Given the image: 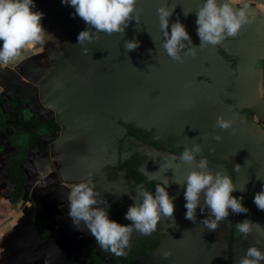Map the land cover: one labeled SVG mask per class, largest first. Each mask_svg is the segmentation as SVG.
I'll list each match as a JSON object with an SVG mask.
<instances>
[{
    "label": "crops",
    "instance_id": "0c3cea01",
    "mask_svg": "<svg viewBox=\"0 0 264 264\" xmlns=\"http://www.w3.org/2000/svg\"><path fill=\"white\" fill-rule=\"evenodd\" d=\"M163 2L137 0L123 33H100L78 44L89 25L75 8L62 0H34V11L44 14L46 43L0 67V95L14 107L9 122L0 114V264H96L87 263L86 254L99 245L68 215L70 187L91 173L106 202L101 206L117 203L127 213L139 187L126 176L131 158L138 161L133 170L154 183L153 193L156 182L171 181L167 190L175 203L174 217H162L153 232L158 243L142 264H235L251 246L264 250V210L253 202L264 190V97L258 91L264 83V0H233L249 5L253 22L183 62L161 46L157 9ZM201 2L167 0L175 7L169 30L180 20L196 47ZM131 39L140 46L129 52L125 41ZM220 115L234 121L235 134L216 127ZM142 131L162 147L143 142ZM196 143L210 170L232 177L233 195L243 196L249 209L230 210L215 231L201 222L209 216L206 207L197 208L195 222L185 218V181L196 164L180 162L179 155ZM245 219L254 223L246 238L236 230ZM141 235L133 232L130 240Z\"/></svg>",
    "mask_w": 264,
    "mask_h": 264
},
{
    "label": "clouds",
    "instance_id": "9594fccd",
    "mask_svg": "<svg viewBox=\"0 0 264 264\" xmlns=\"http://www.w3.org/2000/svg\"><path fill=\"white\" fill-rule=\"evenodd\" d=\"M65 4L75 8V16H79L89 27L79 33L78 44L93 42L100 33L111 35L123 33L133 20L136 12L137 0H62ZM249 5L237 6L233 0H202L200 7L195 11L197 19V35L200 45H193L186 26L176 20L171 24L170 17L175 7H170L167 0L158 7L160 30L163 34L162 48L173 60L183 62L185 55H195V50L207 46L223 43L227 38H235L241 29L251 24ZM191 11L184 12L187 16ZM43 12L34 11V0H0V67L25 58V54L46 43L48 32L41 23ZM135 20L139 22L138 14ZM95 29V31H93ZM140 46V41L131 39L125 41V49L133 51ZM85 54L88 50L85 49ZM259 94L264 97V83L258 86ZM234 121L220 115L216 120V127L222 130L231 129L235 134L237 129ZM216 140H222L219 134ZM203 148L199 143L186 146L179 155L180 162L196 164V167L186 177L185 218L195 222L197 208L203 212L206 207L209 216L201 222L209 231H215L220 222L228 219L231 213H247L249 209L242 203L244 197H236L233 192L237 185L232 177L223 169L212 171L208 160L200 155ZM200 157L197 159V157ZM163 167V165H161ZM160 167V168H161ZM240 164H236L237 171ZM152 178L156 179L155 173ZM89 178L72 184L68 194L69 213L74 225L83 224L95 238L99 247L116 257L126 254L130 249V238L133 232L151 235L157 230L162 217L173 218L175 212L174 197L170 196L168 187L171 181L165 179L155 184V193L139 186L137 195L133 197L135 203L129 207L125 219L130 224H121L109 217V208L106 202L100 199L96 185ZM257 179H260L257 176ZM243 190V189H240ZM254 204L259 210H264V190L255 194ZM254 223L245 219L236 225L238 234L247 237L253 231ZM170 253H166L168 255ZM264 262V250L251 246L246 254L235 264H261Z\"/></svg>",
    "mask_w": 264,
    "mask_h": 264
},
{
    "label": "flooded vegetation",
    "instance_id": "af4514ba",
    "mask_svg": "<svg viewBox=\"0 0 264 264\" xmlns=\"http://www.w3.org/2000/svg\"><path fill=\"white\" fill-rule=\"evenodd\" d=\"M54 120H50V124L54 125ZM132 129V128H131ZM129 129L130 133L134 135H138L136 131L133 129ZM141 139L143 142L148 143L150 145L161 148L162 146L150 139L148 133L142 131ZM138 161L135 158H131L128 160L125 165L126 176L133 177V180L136 183H139V186H143L145 190L151 191L154 187V183L152 181H147L143 176L137 174L135 170H133L134 166ZM109 217L112 220L118 221L121 224H129L130 220L125 219L126 211L117 204L112 203L109 207ZM38 213L35 215V219L37 220ZM40 219V218H39ZM46 220V218H45ZM158 241V236L155 233L151 235H144L140 237H136L130 240L131 247L130 249H126V254L116 257L114 255L109 258V255L106 251L102 250L99 246L94 247L91 251L87 252L88 257H86L87 263L89 261H94L96 264H102L105 259L104 264H142V260L146 257L149 251H151L156 245Z\"/></svg>",
    "mask_w": 264,
    "mask_h": 264
},
{
    "label": "water",
    "instance_id": "95a60500",
    "mask_svg": "<svg viewBox=\"0 0 264 264\" xmlns=\"http://www.w3.org/2000/svg\"><path fill=\"white\" fill-rule=\"evenodd\" d=\"M0 100H1V102H0V114H1V116H3L2 119L6 123V121L9 122V118H10L11 113H12L11 108L13 107V103L10 102L7 95H0ZM6 105L9 107L6 108ZM13 109H14V107H13ZM13 123H16V120H14ZM252 156H253V154H252ZM256 157H259V155H256Z\"/></svg>",
    "mask_w": 264,
    "mask_h": 264
}]
</instances>
